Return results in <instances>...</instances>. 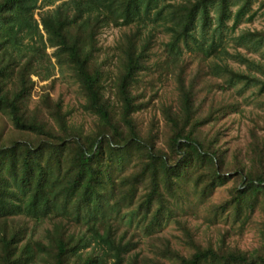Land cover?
Masks as SVG:
<instances>
[{"label":"trees","instance_id":"16d2710c","mask_svg":"<svg viewBox=\"0 0 264 264\" xmlns=\"http://www.w3.org/2000/svg\"><path fill=\"white\" fill-rule=\"evenodd\" d=\"M55 2L0 0V264H264V242L244 249L229 238L257 212L264 238V118L235 148L219 126L237 108L226 92L238 83V91L258 86L264 103V63L255 56H264V26L241 27L264 17V0H64L50 8ZM111 28L121 33L106 46L101 35ZM163 32L169 40L153 60ZM48 47L71 69L77 110L91 124L76 121L62 99L35 97L32 77L54 72ZM187 51L199 58L195 67ZM210 74L224 81L214 85ZM164 76L177 95L158 105L146 85ZM220 187L228 194L212 208L233 224L201 241L177 209L189 193L209 200ZM118 216L149 235L151 254L136 251L128 231L117 235ZM172 219L184 247L156 233Z\"/></svg>","mask_w":264,"mask_h":264},{"label":"rangeland","instance_id":"374dc122","mask_svg":"<svg viewBox=\"0 0 264 264\" xmlns=\"http://www.w3.org/2000/svg\"><path fill=\"white\" fill-rule=\"evenodd\" d=\"M62 1L64 0H56L55 5L50 6V8H54L56 4H59ZM35 17L39 18V15L36 13ZM263 26L264 17H258L254 21V24H248L244 22L241 25L242 28H261ZM40 27L43 28L42 25H40ZM120 33L121 30L116 28L103 30L101 41L106 46L111 45L115 42V39L118 38ZM168 40L169 34L163 32L159 35L157 44L153 48L155 53H157L158 55L156 56L155 54L153 56V60L161 56V53L163 51V42ZM54 51L55 49L52 47L47 48V53L52 56L51 60L55 63L54 72L51 77L45 81L41 80L38 76L32 77L35 81V85L33 88L35 97L38 98L50 95L55 100L62 99L66 105V108L71 111L72 116L76 121H87L88 124H91L93 120L89 117V115L82 110H77V103L79 101L78 99H81V95L80 89L77 83L74 82V79L71 75V69L67 68L66 66H64L63 70L61 69V67L57 63V57L54 56ZM255 56L257 59H261V61L264 63V56H261V54H256ZM186 57H190V59L192 60V67H195L197 62L199 61V58H197L196 55H194V53L191 51L186 52ZM230 64L236 68L241 66L238 62L233 60L230 61ZM242 66L240 68L245 69L244 67L246 66ZM155 74H150L147 76V78H150ZM257 74H260V72H257ZM260 75L264 77V75ZM209 78L214 85H217L218 83L224 81L223 77H217L211 74ZM52 81H56L55 89L51 91H44L42 89V85L51 83ZM241 86L242 84L238 83L237 86L231 88V90L226 92V99L236 105L237 110L233 108L219 122V126L223 128L221 140L231 148H235L237 146L245 144L248 126L252 123L253 119H258L260 122H262L264 118V103H262L263 97L258 93V86H251L245 90L238 91ZM154 89H157V97H154L153 102L157 103L158 105H160L162 102H172L176 98V84L172 79H166L165 76L156 82V87L154 88L150 85H146V98L150 96ZM213 91L217 92V97L223 95V93H221V91L216 89L215 87H213ZM155 112H157L158 116L162 118L159 107L155 109ZM143 116L149 118L150 113L143 112ZM8 123L9 127L12 128L11 122ZM227 194L228 190L226 187H220L216 189L210 196L209 200L200 199L194 192L189 193L188 197L184 199L182 206L177 209L176 216L178 217V219H185L189 221L191 225L196 227L198 237L201 241H206L208 238L215 239L222 230L230 227L233 224L232 217H229L228 211L216 212L212 208L214 203L220 201ZM116 220L117 221H114V223L119 226L117 235H120V233L123 231H128L125 239L132 236L135 241L139 242V246L137 247V250H135H141L142 253L151 254V249L149 248L147 242L149 239V235H145L142 229L137 226V223L135 221L133 223H126V219H123L120 216H118ZM261 220L262 216L260 212H257L255 220L245 228L243 234H235L229 237L231 242L238 244L244 249H253L254 247L263 243L264 238L261 235ZM49 225L50 223H45L43 226L39 227L37 233L42 235L45 232V227ZM86 226V223H84L83 225H76L75 227L85 230ZM237 228L238 224L235 225V229ZM159 230L160 231H157L156 233H161L169 236L176 246H185L184 241L181 239L182 230L181 228H179L175 219L167 221ZM168 262L170 264H175L171 260H169Z\"/></svg>","mask_w":264,"mask_h":264}]
</instances>
